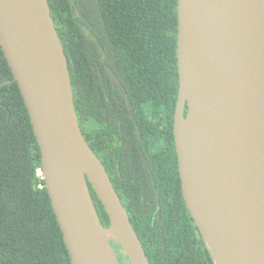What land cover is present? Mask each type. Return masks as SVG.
I'll return each mask as SVG.
<instances>
[{"label":"water","instance_id":"water-1","mask_svg":"<svg viewBox=\"0 0 264 264\" xmlns=\"http://www.w3.org/2000/svg\"><path fill=\"white\" fill-rule=\"evenodd\" d=\"M177 17L173 131L185 204L214 264H264V0H177ZM0 45L71 264H122L113 243L130 264H151L83 134L49 1L0 0Z\"/></svg>","mask_w":264,"mask_h":264},{"label":"trees","instance_id":"trees-1","mask_svg":"<svg viewBox=\"0 0 264 264\" xmlns=\"http://www.w3.org/2000/svg\"><path fill=\"white\" fill-rule=\"evenodd\" d=\"M83 134L151 264H214L182 195L174 140L177 0H48ZM105 226L109 216L90 184ZM119 253L128 257L118 243ZM0 264H71L24 98L0 45Z\"/></svg>","mask_w":264,"mask_h":264},{"label":"rangeland","instance_id":"rangeland-1","mask_svg":"<svg viewBox=\"0 0 264 264\" xmlns=\"http://www.w3.org/2000/svg\"><path fill=\"white\" fill-rule=\"evenodd\" d=\"M114 245V244H113ZM114 248H115V251H116V253L118 254V257H119V259H120V261L121 262H125V263H128L127 262V259L123 256L124 254L123 253H119V247H116L115 245H114Z\"/></svg>","mask_w":264,"mask_h":264}]
</instances>
